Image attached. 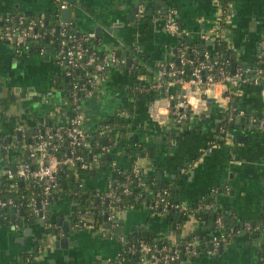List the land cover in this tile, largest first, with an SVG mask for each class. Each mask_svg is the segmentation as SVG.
Wrapping results in <instances>:
<instances>
[{"label":"crops","instance_id":"crops-1","mask_svg":"<svg viewBox=\"0 0 264 264\" xmlns=\"http://www.w3.org/2000/svg\"><path fill=\"white\" fill-rule=\"evenodd\" d=\"M68 1L71 7L70 23L77 24L76 30L96 34V28L100 27L101 36L96 37V46L103 52L115 51L127 58L130 57L127 56L129 49L139 44L147 58L148 63L145 64L148 69L150 64L158 65L169 59L184 40L166 31L162 14H146L132 23L130 18L135 0ZM164 1L168 8H176L181 28L188 32L185 38L187 43L190 39L191 44L199 42L202 46L204 40L208 41L205 47L213 45L214 33L221 28L230 47L229 53L242 49L237 55L236 68L254 69L258 63L264 68V58L258 61L264 41V0H229L226 7L223 6L224 0ZM3 3L0 7V25L9 12H32L51 17L57 9L54 0H4ZM153 4L155 0L149 2V6ZM142 6L145 8L144 3ZM43 40V43L29 42L30 48L24 47L22 51H17L14 44L0 40V80H5L4 86L0 84V90L5 95L16 94L20 100V108L15 104L7 107L0 104L3 134L12 136L21 120H24L23 126L26 128L33 127L31 130L35 134L47 124L63 120L70 110L65 92L68 80L57 63L56 41L51 38ZM230 59L233 60L231 55ZM131 70L126 65L111 67L95 95L84 105V123L90 135L100 133L105 138L110 136L107 129L115 131L110 136V141L112 136L117 141L110 150L111 163L105 170L102 169L105 163L103 159L90 161L88 169L69 167L66 171V175H69L63 179L66 180V187H63L62 181V188L55 191L49 200L53 209L60 210L57 215L51 216L52 223L47 221V226H43L40 219L31 221L33 216L29 214L24 216L22 207H10L8 211L2 208L0 264H29V258L25 262L23 260L28 253L34 254L37 264H138L120 259L119 254L128 235L151 232L160 239H186L196 233L206 239L214 227L212 219L207 222L187 216L172 225L167 214L152 210L151 205L132 203L119 216L124 226L122 235L117 230L105 235L93 227H77V221L87 214L79 209L76 220L69 217L75 229L69 233L68 243L63 241L68 246H62V243L55 245L57 238L66 235L62 230L63 223H58L57 217L71 214L75 206L66 205V198L61 193L65 191L68 195L76 194L78 190H95L96 202L107 204L105 193L114 171L111 165L115 163L125 169L132 166L129 148H141L136 159L146 175L156 179L154 184H160L162 177L164 183L179 188V199L196 204L207 197L214 198L224 206V219L227 217L232 224L245 220L255 223L264 218V127L250 120L251 115L264 118V74L258 82L247 78L231 93L228 85L222 82L204 86L202 93L191 94L183 89L184 93L189 92L198 113L211 109L206 115L209 122L192 117L185 121L186 127L183 128L178 125L181 122L178 123L172 116L171 102L167 97L170 90L167 89L164 96L162 93L151 95L148 89L142 90L138 86V78ZM151 78L149 73L139 75L144 82L152 81ZM23 92L31 98L21 100L19 94ZM232 94L238 97V107L246 113L237 115L240 121L236 117L234 127L224 132L226 121L231 120L233 111L227 99ZM151 97L155 99L152 101ZM202 98L206 99L205 103ZM122 116L128 117L130 122L127 128L116 131L114 125H119L118 119ZM97 146H102L101 151H105V154L111 149L102 141ZM20 148L15 147L0 155V170L5 161L13 170L21 159H26V152ZM72 171L75 172L74 177L79 178L78 190L73 187L75 181L70 179ZM17 182L19 190H24L25 182L22 179ZM153 183L149 187L150 195L155 192ZM5 184L6 179L0 178V186ZM103 208L101 212L105 214L106 209ZM87 218L93 219V216L88 215ZM180 224L183 225L182 230L179 229ZM49 226L58 228V234L52 235L50 240H41L45 227ZM256 234L245 233L233 238L223 244L222 252L209 253L207 246L185 258L184 264H264V252L257 250L258 245L264 242V232L260 233L259 238H255ZM39 248H43V251L39 252ZM213 255L217 256L216 260L212 259Z\"/></svg>","mask_w":264,"mask_h":264},{"label":"built area","instance_id":"built-area-1","mask_svg":"<svg viewBox=\"0 0 264 264\" xmlns=\"http://www.w3.org/2000/svg\"><path fill=\"white\" fill-rule=\"evenodd\" d=\"M57 9L55 15L57 24L46 26V16L42 14H28L26 12H9L3 17V23L0 25V40L14 44L17 51H22L24 47L30 48L29 42H38L41 39H55L57 50V63L63 68L64 74L68 77L70 86H66L65 92L69 103L70 110L67 111L62 118L63 120L45 125L39 129L32 137V140H26L27 131L23 124L16 126L15 131L10 140L1 135L0 122V152L11 150L15 147H21L22 151L28 150L29 154L26 159H21L16 166V172L9 167L7 178L10 188H18V180L25 182V193L19 198L13 196L0 195V209L8 206L23 207L27 206L30 214H36L42 218H47V204L50 197L55 191L60 190V175L66 167H84L89 163L79 147L92 148L91 135L85 127L86 112L84 110L85 102L95 95L98 86L105 79L107 71L114 66L126 65L127 57L122 56L115 51H106L98 54L96 51L89 52L86 42L95 37L94 32L77 33L70 27V21L62 18V10L69 6L68 0H54ZM142 5L139 6L137 14L144 11ZM165 29L167 32L179 35L181 39H185L187 31L181 28L178 20L177 10L175 7L168 8L165 14ZM206 37L205 35H203ZM221 28L214 33V40L223 39ZM178 48V60L180 66L174 60L168 63V69L160 66L156 73V80L151 84L150 88L162 87L164 91L170 90L167 95L168 100L174 103V113L177 122H183L189 115V112H197V109L190 100L189 92L202 93L204 86L222 82L226 85L231 84L238 87L242 81L251 77L258 82L264 74V68L261 64L254 69L238 67L235 71H228L226 63L221 60L219 54L211 53V50L203 51L202 59L196 63L193 68L186 74L185 65L193 64L195 61L188 56L189 44L181 40ZM141 46L137 44L136 50ZM43 49V47H42ZM199 50L197 49V52ZM264 58V41L261 43V52L259 60ZM215 69L218 70L216 74ZM218 75L219 78H218ZM142 90L144 87L138 85ZM178 86V90L173 88ZM183 89L188 93H184ZM232 95H228L227 99L232 106ZM206 102L205 98H202ZM233 110H237V115H244L246 111L243 108L237 109L232 106ZM172 111V110H171ZM235 116L231 115V119ZM250 120L260 127H264V118L257 115H251ZM18 130L21 136L18 137ZM100 143H97L99 145ZM93 160L103 159L105 151H101L102 156L97 151L91 150ZM113 170L119 167L112 163ZM131 174L117 182L115 188L112 181L109 182L108 189L105 193L109 197V209L107 210V218L99 222L95 218L88 219V215H92L93 210L86 211V217H83L75 224L77 227L89 226L95 228L98 232L107 235L114 232L119 225L118 219L120 214L126 207L122 203L124 195L132 194V183L136 182L138 186L146 187L148 182L143 167L138 159L133 161L130 168ZM115 183V182H114ZM2 189H0L1 191ZM170 190L167 187H159L156 191L154 200L155 206H160V212L168 214L170 209L179 213H185L186 216H193L197 219H203V213L214 212V227L208 238L203 239L198 234L193 233L186 239L172 238L158 245L156 242L150 244L143 238L138 242L129 246L130 253L134 254L139 251L138 264H184L185 258L193 256L200 251L203 241L211 244L207 247L209 253H217L222 244L232 240L243 234L253 232H264V218L260 222H251L245 220L239 224H226L221 213L223 205L218 203L214 198L203 199L196 204H190L185 200H170ZM142 193L135 195V200L141 199ZM40 197L41 206H37V198ZM144 203V202H143ZM123 238V236H122ZM43 248H39L42 252ZM127 249L120 251L126 252ZM123 256V255H122Z\"/></svg>","mask_w":264,"mask_h":264},{"label":"trees","instance_id":"trees-1","mask_svg":"<svg viewBox=\"0 0 264 264\" xmlns=\"http://www.w3.org/2000/svg\"><path fill=\"white\" fill-rule=\"evenodd\" d=\"M229 0H224V7H226V4ZM30 15L34 14L32 12H26ZM45 24H47L46 26H50L52 24H57V17L55 15V13H53V15L51 17H46V20H45ZM72 28V30H74L75 32H77V30L71 25L70 26ZM95 39L96 38H92L91 40L87 41L86 42V46L88 48V51L89 52H92V51H96L98 54H101L103 51H101L99 49V47L96 46V43L95 42ZM183 42L186 41L185 39L182 40ZM35 44V42H34ZM182 45V44H180ZM178 48L179 46H177L176 50H175V53H173V55L167 59V60H163L160 62V64H150V69L147 68L146 64L145 63H148L147 62V58H145V54L143 55L142 53H139L136 48L134 47H131L129 49V54L127 56H130L133 58V61H134V64H133V67L131 68V73L136 77L138 78L137 81H138V84L142 87H144L146 90L148 89L151 93V95L153 96H158L160 95L162 92H163V88L160 87V88H150L151 84L155 82L156 80V73L157 71L159 70V67L160 66H164L165 68L168 69V62L170 60H174L175 62H177L178 60ZM208 48V50H211V53L212 55L213 54H219L220 55V58L222 61H224L226 63V69L230 72H232V65H231V59L230 57L227 56V54L230 52V47L228 45V42L226 39H216L213 43V45H210L208 47H202L201 44L199 42L197 43H192V44H189V48H188V56L189 57H192L193 60L195 61V63L193 64H189V65H185V68H186V74L193 68V66L198 63V61L200 59H202V53L204 50H206ZM197 49L199 50L197 52ZM143 62V64L141 63ZM259 64V63H258ZM258 64L254 67L256 68L258 66ZM262 65V64H261ZM215 72L216 74H218V70L215 69ZM138 74V76H136L135 74ZM149 73L151 75V79L152 81H146V82H142V79H139V75L141 74H147ZM220 75H218V78H219ZM69 84V82H67V85ZM70 86V85H68ZM228 87H229V90H230V93L231 91H233L234 87L231 85V84H228ZM176 91L178 90V86L175 87ZM165 92V91H164ZM233 95V98H232V106H236L237 109H239L238 107V97L235 96L234 94ZM171 113H172V116L175 117V113L173 112L174 111V103H172V107H171ZM233 115L235 116L233 119H231L230 121H226V124H225V128L226 129H231L234 127V124H235V120H236V114H237V110H233L232 111ZM117 120H115L116 122ZM130 120L128 119V117H121L118 119V126H115L114 127L116 128V131L117 129L119 130H123L124 128H127V125L129 124ZM26 131H27V136H26V140L28 141V139L30 137H32L34 134H33V131L31 130L30 127L26 128ZM115 133H113L112 135H114ZM1 135L6 137V139L10 140L12 136H9L7 134H3L1 132ZM92 135V134H91ZM103 135L104 134H100V133H96L94 135L91 136V140H92V148H86V147H79V152H82L84 154V156L86 157L87 160H89V153L91 150H95L96 146H97V143H100L102 141V138H103ZM107 135V134H106ZM109 135V134H108ZM111 136V135H110ZM115 136H112V139L111 141L114 139ZM110 141V142H111ZM111 144H113V141L111 142ZM113 146V145H112ZM141 148H129L128 150V153H130V156H131V161L133 163V161L137 158V152L140 150ZM133 151V152H132ZM99 154L101 152H98ZM107 154V153H106ZM106 154L105 156L103 157V161L105 162L106 160H108V163H111V158L107 159L106 157ZM132 166H130L128 169H125V168H121L119 167V169L117 170H114L113 171V183L112 185L116 188L118 186L117 182L119 181H122L124 180L128 174H131V168ZM69 168L66 167V170H63L61 175H60V182H61V187H62V181L63 179H66L68 177V175H66V171H68ZM146 179H147V182H148V186L146 187H141V186H138V184L136 182H133L132 183V187H133V193L132 194H127V195H124L123 198H122V203L124 205H126V207L132 203H143L146 204L147 206L151 205L152 207V210H160V206H155L154 204V200L156 198V191L157 189L159 188V184H154L153 182H155V178L153 176H148L146 175ZM115 182V183H114ZM154 184L155 186V192L150 195V190H149V187L151 184ZM169 190H170V194H169V199L170 200H173L175 201L176 198H175V194H177L178 192L175 191V188L174 186H168L167 187ZM0 189H2L0 191V195L2 196H13L15 198H19L20 195L22 193H25L26 190H25V187H24V190H22V188H20L19 191H17L16 189L17 188H10L9 184H5V185H2L0 186ZM142 193V196H141V199H138V200H135V195L136 194H139V193ZM96 193H95V190H85V191H81V190H78L75 194V197L78 199V203L80 205V207H85L86 210H93L92 212V216L93 218H95L96 220H98L99 222H102L104 221L106 218L104 216V213H102V206L105 207L103 209H106V211L109 209V204H99V202L97 201L96 202ZM207 199H211V197H207ZM179 200H182V199H179ZM95 204H97V206L95 207ZM10 207H13V206H10ZM5 210H9V206H8V209H5ZM225 209H224V206L221 210V213L222 215L224 216L225 214ZM213 214L214 212H210V213H203L202 217L203 219H205L207 222L212 219L213 220ZM169 216V219L170 221L172 222V225L175 223V222H178V221H181L182 218L184 217L185 213H179V212H176L174 211L173 209H170L168 211V214ZM241 221V220H239ZM238 221V223H239ZM225 223L226 224H232L230 223V220L226 217L225 219ZM209 224V223H208ZM234 224V223H233ZM237 224V223H236ZM235 224V225H236ZM115 230H117L115 228ZM254 233V232H253ZM253 233H250V234H253ZM248 234V235H250ZM140 238H143L145 239L146 241H148L150 244H154L155 242L160 245L162 242H166L168 241L169 239H160L158 238L156 235L152 234L151 232H143V233H140L139 234V239ZM208 238V237H206ZM133 244L132 243V240L129 239L125 242V246H126V249H127V252L124 256H131L132 253H130L129 251V246Z\"/></svg>","mask_w":264,"mask_h":264},{"label":"water","instance_id":"water-1","mask_svg":"<svg viewBox=\"0 0 264 264\" xmlns=\"http://www.w3.org/2000/svg\"><path fill=\"white\" fill-rule=\"evenodd\" d=\"M153 0H135V4H134V7H133V9H132V16H131V21H132V23H135V22H137L138 21V19H139V16H136L135 15V13H137V11H138V9H139V6L140 5H143V3H144V5H145V13L148 15V14H162V12H161V10H162V8L163 9H167L168 8V6H167V4L165 3V1L164 0H155V4H153V5H151V6H149V2H152ZM4 2V0H0V7L4 4L3 3ZM147 7V8H146ZM151 16V15H150ZM62 18L65 20V21H71V7H66L65 9H63L62 10ZM146 19L147 20H149V16H147L146 17ZM164 19V18H163ZM76 23L75 22H73V24H72V26L74 27V28H76ZM99 31H100V27H98V28H96V34H95V37H100L101 36V34H99ZM77 33H80V31H78L77 30ZM41 43H43L44 42V40L43 39H41V40H39ZM203 41V43H202V46L203 47H205L206 46V43H208V41H204V40H202ZM211 42H213V40L211 41ZM188 43L189 44H191V40L190 39H188ZM242 49H236L235 51H233V52H231V54L230 53H228L227 54V56L228 57H230V55H231V57L233 58V60L231 61V65H232V70L233 71H235V69H236V67H237V55H238V53L241 51ZM259 50H260V47H259ZM118 54H120V53H118ZM133 61V58L132 57H128L127 58V63H126V66L128 67V68H132L133 66H132V62ZM178 64H179V66H180V61L178 60ZM244 65L246 66V63H244ZM136 76H138V74L136 73L135 74ZM3 76H5L4 74H3ZM0 79H2L1 78V76H0ZM66 80H68V77H66L65 78ZM142 82H144V81H142ZM0 84H1V86H4L5 85V80H0ZM164 91V90H163ZM12 93V92H11ZM22 98H21V100H27V99H29V98H31L30 96H28L25 92H23V93H21V94H19ZM165 95V92H162V96H164ZM0 97H2L1 99H0V104H3L5 107H7L8 105H10V104H15V106H17L18 108H20V100H18L17 99V95L16 94H13V95H8V94H4V92L2 91V90H0ZM34 99L35 100H37L38 98H36V97H34ZM155 98L154 97H151V100L153 101ZM209 111H211V109L209 108L208 110H206V111H204V112H200V113H198V112H194L193 113V115H191L192 113L191 112H189V115H188V117L183 121V122H181V124H178V125H180L181 127H183V128H185L186 127V120L187 121H189V120H191V118L192 117H194V118H196V119H201V121L202 122H209L210 120L209 119H206V115L208 114V112ZM237 121H240V116L239 117H237ZM19 124H24V120H21L20 122H18ZM179 123V122H178ZM44 124H42L41 126H43ZM200 126V125H199ZM208 127H210L209 126V124H208ZM43 128H44V126H43ZM32 130L34 129L33 127L31 128ZM106 129V128H105ZM209 129V128H208ZM226 130L227 129H225L224 130V132H226ZM107 131V133L109 134V135H112L113 133H115V131L114 130H112L111 128L110 129H107L106 130ZM176 135V134H175ZM18 137H20L21 136V132L18 130V135H17ZM236 138H238V136H236ZM103 140H102V142H103V144H105V145H107L109 148H111V149H109V152L106 154V157H107V159H109L110 158V152L112 151V149L114 148V146H115V144L117 143V141H116V139L114 138L112 141H113V144H111V142H110V136H105V138H102ZM32 140V138H29V141H31ZM120 142L122 143V139L120 140ZM113 145V146H112ZM101 150H102V146H97L96 148H95V150L94 151H97V152H101ZM111 150V151H110ZM93 153L94 152H90L89 153V163H90V161H93ZM28 154H29V151L28 150H26V157H28ZM0 155H2V152H0ZM100 156H102V153H100ZM87 164L86 166H84L86 169H88L89 167H90V164ZM107 163H108V160H106L105 161V163H104V165L102 166V169H106V167H107ZM8 168H9V166H8V164H7V161H5V164L1 167V170H0V178H5L6 179V181L8 182L9 181V178H7V171H8ZM78 170H82V167H79L78 168ZM12 172H16V167L14 168L13 167V171ZM93 173H95V171H93ZM74 175H75V172L74 171H72L71 172V177H70V179H73L77 184H75V190H78L79 189V178H75L74 177ZM23 181V180H22ZM169 186V184L168 183H164L163 182V179H162V177L160 178V184H159V187H168ZM63 187L65 188L66 187V180H64L63 181ZM178 190H179V188H175V191H177L178 192ZM62 197L64 198H66L65 200H64V203L66 204V205H72V204H75V206H74V209L72 208V213L71 214H66V215H61V216H59V217H57V221H58V223H63V225H62V230L64 231V233L66 234L65 236H62V237H59V238H57L55 241V245L56 246H59L60 245V243H62L61 245L62 246H65V247H67L68 245L67 244H64V242L63 241H67V243H68V241H69V233H71V232H73L74 231V229H75V227H73L72 225H71V223H70V220H69V217H71L72 218V220H76L77 218H78V216H77V210H79V209H81V211L83 212V213H86V208L85 207H80V205H79V203H78V199L75 197V194H73V193H71V194H68V195H66V192L65 191H63L62 193ZM175 198H176V200H179V196H178V194H175ZM50 199H51V197H50ZM98 199V198H97ZM106 202L107 203H109V197H107L106 198ZM37 206H41V202H40V197L39 198H37ZM59 206V205H58ZM60 207V206H59ZM46 208H47V213H46V217L47 218H42L41 216H39L38 218L36 217V216H33V217H31V221H35V220H38V219H40L41 220V224L43 225V226H47L48 225V223H47V221H49V222H51L52 223V220H51V216L52 215H57L58 213H59V208H56V209H53V206L51 205V203L49 202L48 204H47V206H46ZM0 212H1V209H0ZM22 214L24 215V216H27V215H25L26 213L24 212V210L22 209ZM104 216H105V218H107V216H108V212L106 211L105 212V214H104ZM13 217V219L15 218V215H13L12 216ZM187 216L186 215H184V218H186ZM215 218V214H213V219ZM50 219V220H49ZM62 219H64V221L62 222ZM118 222H119V225L117 226V232H118V234H120V235H122L123 233H124V226L121 224V219H118ZM183 224V223H182ZM183 226V225H182ZM181 226V224L179 225V229L180 230H182V227ZM46 229H45V231L42 233V236H41V240H44V241H46V240H50V238L52 237V235H55V234H58V228H55V227H53V226H49V227H45ZM76 231H79V229H76ZM255 236H258V234H256ZM127 238H128V236H126ZM136 239H137V236L135 235L134 236V238H133V240H135L136 241ZM208 246V248H210L212 245L209 243L208 245L206 244V243H204V244H202V246L200 247V249L201 250H204V249H206V247ZM220 251L222 252L223 251V244L221 245V247H220ZM138 257H139V252H137V258H135L134 260L135 261H137L138 262ZM30 259L29 260V264H37V260L36 259H34V254H30V253H28V254H26V255H24L23 256V260H24V262L27 260V259ZM213 260H216L217 259V256L216 255H213V258H212Z\"/></svg>","mask_w":264,"mask_h":264},{"label":"flooded vegetation","instance_id":"flooded-vegetation-1","mask_svg":"<svg viewBox=\"0 0 264 264\" xmlns=\"http://www.w3.org/2000/svg\"><path fill=\"white\" fill-rule=\"evenodd\" d=\"M145 10V9H144ZM167 10H168V8L167 9H163L162 8V10H161V12H162V16L163 17H165V14H166V12H167ZM135 15L136 16H139L140 18H144V16H146V13H145V11H143L142 13H139V15L137 14V13H135ZM71 24V23H70ZM72 25V24H71ZM76 29V28H75ZM57 44V43H56ZM141 49L139 50L140 52L139 53H142L143 55H144V52H143V49H142V47H140ZM142 64H143V62H141ZM75 184H77L76 182H75ZM75 184H74V182H73V187L75 186ZM54 194V193H53ZM53 194H52V196H51V198L53 197ZM39 198V197H38ZM9 208H10V206H9ZM15 209H16V207H14ZM5 209H8V207L7 208H5ZM24 210V212L26 213V215L27 214H29L30 216H34V215H36V214H30V212H29V209H28V207L25 205V206H23L22 208H21V210ZM8 211V210H7ZM117 229V228H116ZM258 233V236L257 237H255V238H259L261 235H260V232H257ZM251 235V234H250ZM137 236V239H136V241L135 240H133V238H134V236H129L128 235V238H126V241L127 240H129V239H131L132 240V243H136V242H138V240H139V234H137L136 235ZM250 236H248V238H249ZM125 237H123V239H124ZM252 238V237H251ZM250 239V238H249ZM124 241H125V239H124ZM252 243V242H251ZM259 247L257 248V250L258 251H261L262 250V252H264V242H262V244H260V245H258ZM123 249H126V246H124V248ZM122 249V250H123ZM127 252V251H126ZM126 252H124L125 254H126ZM137 252H139V251H137ZM137 252L136 253H134V254H132L131 256H129V257H127V256H124L125 254L124 253H121V255H119L120 256V259L122 260V261H124V262H137V261H135L134 259L135 258H137ZM123 255V256H122Z\"/></svg>","mask_w":264,"mask_h":264}]
</instances>
